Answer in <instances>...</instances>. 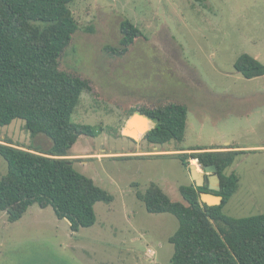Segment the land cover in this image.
Here are the masks:
<instances>
[{"label":"rangeland","instance_id":"rangeland-1","mask_svg":"<svg viewBox=\"0 0 264 264\" xmlns=\"http://www.w3.org/2000/svg\"><path fill=\"white\" fill-rule=\"evenodd\" d=\"M70 8L80 26L60 68L90 80L72 119L97 129L78 138L70 157L113 199L97 202L96 223L76 232L52 206L35 203L15 222L0 209V264H173L178 219L149 212L138 195L156 182L186 202L179 187L191 183V166L169 154L178 146H240L245 152L226 170L238 187L223 211L264 213V75L235 68L243 54L264 64V0H74ZM124 19L141 35L120 54L108 47L120 46ZM168 102L188 108L182 142L155 145L122 132L131 109ZM7 140L52 144L31 136L23 119L0 126V143ZM7 170L0 155V178Z\"/></svg>","mask_w":264,"mask_h":264},{"label":"trees","instance_id":"trees-1","mask_svg":"<svg viewBox=\"0 0 264 264\" xmlns=\"http://www.w3.org/2000/svg\"><path fill=\"white\" fill-rule=\"evenodd\" d=\"M73 1L0 0V126L23 119L31 136L42 134L52 142L47 149L10 140L0 143V155L8 163L7 172L0 178V209L15 222L35 203L41 208L52 206L76 232L96 223L97 202L113 198L78 171L76 158L70 157L81 135L95 136L97 132L95 126L72 119L82 95L91 90L90 80L60 68V59L80 26L70 8ZM120 30V46L108 48L124 54L141 35V29L124 19ZM235 68L246 78L264 75V64L249 54L241 55ZM136 111L154 122L143 136L149 143L183 141L188 117L185 104L133 108L127 119ZM150 120L138 116L133 130L142 126L149 129ZM173 150L178 152L169 154L178 156L184 166H190L191 159L202 167L216 164L221 189L210 190L208 182L181 185L179 191L186 202L173 200L156 182L139 193L149 212H168L179 221L169 239L174 246L172 263L264 264V213L233 217L223 211L239 181L234 172L227 174L226 170L245 151L181 146ZM202 192L220 195L223 200L209 205L202 201Z\"/></svg>","mask_w":264,"mask_h":264},{"label":"water","instance_id":"water-1","mask_svg":"<svg viewBox=\"0 0 264 264\" xmlns=\"http://www.w3.org/2000/svg\"><path fill=\"white\" fill-rule=\"evenodd\" d=\"M138 116H144L146 117L148 120L150 119L148 116H146L145 114H143L141 111H136L127 121L126 126L123 129V133L133 139H136V135L138 132L141 133H146L148 130H145V127L142 126V128L138 129V130H133V126L132 123L135 121V118H137ZM191 166V175L193 180L196 181L198 186H202L205 183H209V188L211 190H216V191H220L221 186H220V182H221V178L220 175L218 173V168L216 166V164H211V165H207L205 167H202V171H197L195 165L192 163L190 164ZM201 199L203 202L208 203L209 205H217L220 204L223 200V197L220 195H215L213 193H207V192H202L201 193Z\"/></svg>","mask_w":264,"mask_h":264},{"label":"crops","instance_id":"crops-1","mask_svg":"<svg viewBox=\"0 0 264 264\" xmlns=\"http://www.w3.org/2000/svg\"><path fill=\"white\" fill-rule=\"evenodd\" d=\"M150 120V119H149ZM151 122H152V120H150ZM123 132V131H122ZM197 147H204V146H197ZM213 147H216V148H212V147H206V148H208V149H212V150H242V149H238V148H240V146H233V145H231L230 144V141H226V143H225V145H221V146H213ZM187 152H192V150H186ZM243 151H245V150H243ZM178 152V151H177ZM193 160V159H192ZM197 160V159H196ZM198 162V161H197ZM192 183H195L196 185H197V183H196V181L195 180H193V178H192V181H191V183H189V184H192Z\"/></svg>","mask_w":264,"mask_h":264},{"label":"bare ground","instance_id":"bare-ground-1","mask_svg":"<svg viewBox=\"0 0 264 264\" xmlns=\"http://www.w3.org/2000/svg\"><path fill=\"white\" fill-rule=\"evenodd\" d=\"M194 165H195V167H196L197 171H199V170H200V168H199V165H198V163H197V162H195V163H194Z\"/></svg>","mask_w":264,"mask_h":264}]
</instances>
